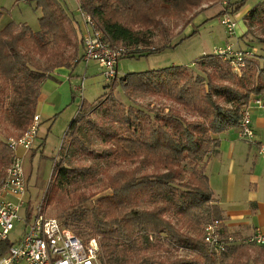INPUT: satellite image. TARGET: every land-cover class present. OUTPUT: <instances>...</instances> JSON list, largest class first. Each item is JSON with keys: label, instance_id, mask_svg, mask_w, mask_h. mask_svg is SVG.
Returning <instances> with one entry per match:
<instances>
[{"label": "trees", "instance_id": "obj_1", "mask_svg": "<svg viewBox=\"0 0 264 264\" xmlns=\"http://www.w3.org/2000/svg\"><path fill=\"white\" fill-rule=\"evenodd\" d=\"M33 1L42 12L38 32L26 24L15 23L0 29V103L3 90L10 84L14 99L6 113L18 131L17 136L28 128L37 113L45 79L52 77L49 74L55 68L70 67L68 61H56L42 67L41 72L34 71L22 48L34 50L41 56L49 55L48 52L66 38L64 19L71 22L75 19L79 23L60 0ZM82 1V6L96 18L114 43L126 47L141 45L145 49L131 56L137 53L143 56L169 47L164 44L160 48H147L150 29L153 26L163 28V17L201 10L204 4L220 0ZM245 3L246 0L236 1L234 10L221 11L218 16H234ZM253 17L260 19L256 11H252L250 18ZM230 62L212 53L196 62V72L180 65L132 72L122 77L120 84L128 98L155 94L171 102L170 106L150 109L156 112V118L144 109L126 107L113 92L101 97L99 109L107 123L89 119L88 126L109 145L106 154L114 155L119 162H130L133 167L107 173V187L111 192L100 198L90 211L83 215L71 212L69 216L78 226L84 223L89 235L98 236L105 264H225L224 257L230 255L229 252L235 257L238 249L244 251L248 259L238 256L227 264H254L249 260L248 248L242 244L254 243L232 234L224 224V211L216 203L206 175V161L219 147V135L239 127L243 111L252 104L254 97L264 99V68L258 61L246 58L240 77ZM91 106L83 103L80 112ZM76 122L71 123V129ZM73 141L78 142L76 137ZM83 150L88 149L83 147ZM9 161L8 142L0 141V169ZM143 168H151V171L140 172ZM93 172L91 166L57 168L56 188L59 190L75 183L78 176ZM91 196L81 194L80 203ZM140 201L150 206L139 208L136 204ZM214 220L220 221L224 240L235 239L221 253L212 251L205 240V226ZM63 223L71 228L67 221ZM159 240L186 254L170 259L126 257L154 249Z\"/></svg>", "mask_w": 264, "mask_h": 264}, {"label": "rangeland", "instance_id": "obj_2", "mask_svg": "<svg viewBox=\"0 0 264 264\" xmlns=\"http://www.w3.org/2000/svg\"><path fill=\"white\" fill-rule=\"evenodd\" d=\"M60 1L64 6L66 5L69 15H75L79 21V4L82 6L83 1ZM236 1L239 0H220L216 3L204 4L201 10H193L180 16L172 13L170 16L163 17V28L153 26L150 29L151 40L147 48H160L164 44L169 45V47L156 53L143 56L137 53L134 56L122 59L119 64L120 79L112 86L102 75L101 69L95 61L90 62L88 68L86 63L78 62L84 47L81 22L77 24L75 19L72 20L73 23L68 18L64 19V35L67 39H62L52 51L49 49V55L41 56L34 50L22 48L28 56L30 68L34 71L41 72L42 67H47L56 61H68L70 67H64L73 70L75 79L73 84L80 87V92H75L71 102L55 116L43 115L40 132L33 147L28 151H22L28 184L26 200L31 208L41 207L47 211L49 216L55 217L61 222L67 221L76 235L85 241L92 237L98 238V236L88 234L89 229L84 223L78 226V223L69 214L74 212L77 215H83L90 211L100 198L111 192L107 187V173H114L121 168L130 169L133 167L130 162H119L115 160L114 155L106 154L109 145L103 142L99 133L91 131L88 126L89 119L107 123L99 109L102 101L101 97L105 93L113 92L115 97L124 103L126 107L133 106L144 109L156 118V112L150 109H159L162 105L170 106L171 102L155 94H137L132 98H128L120 84L122 77L132 72L160 70L180 65L190 67L191 70L196 72L198 71L196 62L201 57L216 53L217 50L219 51V49L227 46H232L235 51L244 52L248 59H256L259 66L264 68V0H246L244 7L238 14L218 16L221 11L234 10ZM252 11L257 12L261 21L260 19L258 21L255 17L250 18ZM0 13V29L10 23L26 24L34 32L41 29V9L37 8V3L33 0H0ZM225 17H230L237 23L236 33L233 36L228 35L226 27L222 24ZM136 48H139L140 51L145 49L141 45ZM84 74L83 90L82 77ZM237 74L240 77L242 72ZM50 79L54 78L50 77ZM45 89H50V83L42 85V90ZM13 99L14 93L9 84L1 94L0 103V141L6 143L10 137L18 134L6 113V108ZM83 103L92 104V106L80 112ZM184 114L188 116V119H191L190 115L185 112ZM74 120H77V122L75 127L71 129L70 125ZM74 137L78 140L77 143L73 141ZM83 147L88 150L85 152ZM11 160L10 151L9 163L0 169V183L5 177ZM79 165L91 166L94 168V172L80 175L78 178L76 177L75 183L58 190L55 184L56 169H72ZM145 170L151 171V168H143L140 172ZM188 170H191L190 165H188ZM81 194L92 196L80 203ZM136 205L139 208L150 206L142 201ZM168 216H171L170 213H168ZM20 232L21 228L17 227V230L10 236L12 243L19 237ZM77 232L86 234L81 236ZM249 238L241 239L248 240ZM237 244L234 245H241ZM242 244H245L248 248L251 262L264 264V247L251 243ZM211 249L214 251L212 247ZM185 254L186 251L169 246L159 240L155 243L154 249L138 254H127L126 257L150 256L155 259H170ZM229 254L224 257L225 264L238 256L244 260L248 259L247 254L239 249L235 257L231 252Z\"/></svg>", "mask_w": 264, "mask_h": 264}, {"label": "built area", "instance_id": "obj_3", "mask_svg": "<svg viewBox=\"0 0 264 264\" xmlns=\"http://www.w3.org/2000/svg\"><path fill=\"white\" fill-rule=\"evenodd\" d=\"M79 12L84 51L78 62L89 64L95 61L105 79L111 86L115 85L120 79V61L139 48L117 45L89 11L79 5ZM222 24L229 36L236 33L237 23L230 17H225ZM215 54L225 60L230 59L236 73L240 74L245 66L247 56L242 51L233 50L232 46L219 49ZM253 102L264 107L263 98H256ZM40 125L41 117L36 114L21 135L12 136L7 141L12 160L0 183V264H105L97 237L83 240L59 219L49 216L46 210L31 208L26 200L28 184L22 151L33 147ZM238 128L242 140L255 141L251 105L244 109ZM259 153L264 156V142L259 144ZM220 224V221L214 220L205 226V240L217 253L223 252L227 245L235 241L233 237L228 240L222 238ZM17 227L21 228V232L12 243L10 236ZM248 240L257 246H264V231L258 229Z\"/></svg>", "mask_w": 264, "mask_h": 264}, {"label": "crops", "instance_id": "obj_4", "mask_svg": "<svg viewBox=\"0 0 264 264\" xmlns=\"http://www.w3.org/2000/svg\"><path fill=\"white\" fill-rule=\"evenodd\" d=\"M73 74L63 66L49 74L54 79H45L43 84L50 83V89L42 90L39 97L37 112L41 118L55 116L71 102L75 92H80V87L73 84ZM84 79L85 74L82 85ZM255 99L251 104L255 141L242 140L239 128H233L219 135L220 145L206 161V175L216 203L224 211V224L239 238L252 237L258 229L264 231V156L258 150L264 142V107L255 104Z\"/></svg>", "mask_w": 264, "mask_h": 264}]
</instances>
